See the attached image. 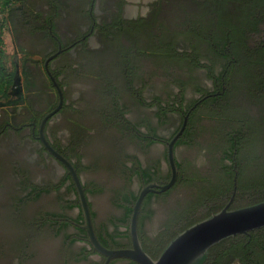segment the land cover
Masks as SVG:
<instances>
[{"label":"trees","instance_id":"obj_1","mask_svg":"<svg viewBox=\"0 0 264 264\" xmlns=\"http://www.w3.org/2000/svg\"><path fill=\"white\" fill-rule=\"evenodd\" d=\"M126 4L2 0L26 89L20 109L0 107V264L106 259L89 245L71 176L38 139L59 102L51 77L62 104L43 134L81 179L105 248L131 247L133 204L143 186L169 181L168 143L185 117L173 144L175 182L141 201L143 249L156 259L179 232L228 203L264 200V0H153L130 18ZM1 29L6 92L13 74ZM202 264H264V226L215 243Z\"/></svg>","mask_w":264,"mask_h":264},{"label":"water","instance_id":"obj_2","mask_svg":"<svg viewBox=\"0 0 264 264\" xmlns=\"http://www.w3.org/2000/svg\"><path fill=\"white\" fill-rule=\"evenodd\" d=\"M55 55L56 54L50 55L46 60V64L53 59ZM51 79L59 91V102L54 109L46 113L42 118L38 139L41 141L43 147L66 168L68 174L71 176L82 210L84 219L83 226L87 233L89 245H91L95 251L106 257L103 264H108L111 258L116 257L128 258L138 264H202L208 256V249L215 243L224 238L239 233H245L264 226V200L256 204L237 209H229L228 203L220 211L211 214L209 217L200 220L179 232L173 239L170 240L156 259H153L143 249L137 234V217L141 201L148 192L164 191L175 182L177 170L173 157V144L185 127L187 120L185 117L179 131L168 143L167 156L171 169L169 181L163 185L153 182L143 186L133 204L129 220L131 247L121 249L105 248L95 236L81 179L77 175L71 162L53 149L43 134V127L46 120L57 113L62 104L61 92L54 78L51 77ZM25 89L26 83L21 80L19 73L16 72L10 88L11 98L4 102L0 101V107H7L12 110L14 106H18V109H20V106L24 101Z\"/></svg>","mask_w":264,"mask_h":264},{"label":"rangeland","instance_id":"obj_3","mask_svg":"<svg viewBox=\"0 0 264 264\" xmlns=\"http://www.w3.org/2000/svg\"><path fill=\"white\" fill-rule=\"evenodd\" d=\"M151 1L152 0H132V1L128 2L126 5V13H127L126 16L127 17H135L138 15H141L142 13H144V10H145L144 7L146 6L147 2L150 3ZM1 4H2V0H0V23H2L1 32H2V36L4 38V41H5V51H6V56L3 59V62H4L5 67L7 68V70L13 74L12 78H14L16 75V72H18L19 76H20V55L16 52V49L13 45L11 35L9 34L10 32H9L8 24L6 22H4L3 20H1L3 17L2 16L3 14L1 13V11H2L1 10ZM128 10L131 12H128ZM89 44H90V46H97L96 39L94 37H91L89 40ZM12 83H13V79H12ZM12 83H11V85H12ZM11 85L9 87V90H7L9 96L7 95V91L4 92L3 87L0 85V98L4 99L6 96H8L7 99L1 100V102L7 101L8 99L11 98V94H10ZM171 130H169L167 132H163V134L168 136L171 133ZM53 165H54L56 173L58 175L63 172L62 167L60 165H58L55 161H53Z\"/></svg>","mask_w":264,"mask_h":264},{"label":"flooded vegetation","instance_id":"obj_4","mask_svg":"<svg viewBox=\"0 0 264 264\" xmlns=\"http://www.w3.org/2000/svg\"><path fill=\"white\" fill-rule=\"evenodd\" d=\"M152 1H153V0H152ZM152 1H151V2H152ZM148 2H149V1H148ZM148 2H147V4H146V6L144 7V8H145L144 13H142L141 15H145V13L148 11V5H149ZM136 10H137V9H136ZM128 12H131V11L128 10ZM126 14H127V13H126V6H125V8H124V16H125V17H127ZM135 17H136V16H135ZM128 18H130V17H128ZM94 257H97V256L94 255Z\"/></svg>","mask_w":264,"mask_h":264},{"label":"crops","instance_id":"obj_5","mask_svg":"<svg viewBox=\"0 0 264 264\" xmlns=\"http://www.w3.org/2000/svg\"><path fill=\"white\" fill-rule=\"evenodd\" d=\"M126 1H127V3H128V2H130V1H132V0H126ZM126 5H127V4H126ZM9 34H10V33H9Z\"/></svg>","mask_w":264,"mask_h":264}]
</instances>
